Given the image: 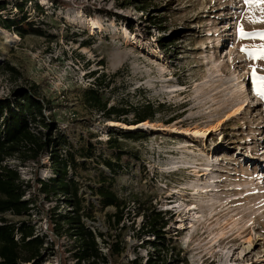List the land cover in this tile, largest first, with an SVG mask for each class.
Masks as SVG:
<instances>
[{
  "label": "rangeland",
  "instance_id": "obj_1",
  "mask_svg": "<svg viewBox=\"0 0 264 264\" xmlns=\"http://www.w3.org/2000/svg\"><path fill=\"white\" fill-rule=\"evenodd\" d=\"M1 1L6 7L0 18L9 19H23L15 9L23 1L24 23L42 36L26 24L23 38L14 27H0L8 34H0V99L36 85L49 102L44 121L59 142V157L69 161L70 175L79 184L82 221L101 233L107 245L122 249L119 256H109L97 238L110 264H144L155 254L146 215L156 211L168 220L162 234L168 251L161 253L168 264H264V99L252 77L253 68L264 76V60L250 55L264 45V22H259L264 4ZM124 3L126 7L118 6ZM144 5L147 10H138ZM151 17H164L162 29L148 24ZM241 27L248 35L241 37ZM97 76L107 108L129 111L120 121L133 123L135 107L143 111L150 103L155 113L146 122L157 129H136L129 138L116 122L89 108L84 92ZM238 105L240 114L205 137L180 133L215 124ZM169 126L176 132L163 130ZM108 140L115 141L111 146H117L118 156ZM90 149L94 153L88 156ZM104 161L115 165L113 174ZM7 164L25 182L35 175L41 180L54 177L48 154L39 166L18 157ZM102 178L112 180L111 189L124 201L119 225L109 219L115 209L103 208L94 193ZM37 189L32 186L23 197L31 199L30 217H4L10 223L27 220L35 234L53 241L40 264H74V240L66 232L45 234V212L54 208L63 215L69 208L61 198L44 200Z\"/></svg>",
  "mask_w": 264,
  "mask_h": 264
},
{
  "label": "trees",
  "instance_id": "obj_2",
  "mask_svg": "<svg viewBox=\"0 0 264 264\" xmlns=\"http://www.w3.org/2000/svg\"><path fill=\"white\" fill-rule=\"evenodd\" d=\"M117 1H127L128 4L139 2V0ZM118 6L126 7V4H118ZM5 7V2L0 0V12ZM36 7L38 6L36 5ZM147 8L148 5H144L138 10L145 11ZM15 9H19L23 19L0 18V27L7 31L14 27L20 38H23V32L26 30L23 24H26L25 26H28L33 34L42 36L41 31L32 28L30 23H24L23 1L16 5ZM163 18L151 17L148 19V24L153 26L159 24L158 28L162 29L160 21ZM164 42V39H160L161 48L165 47ZM95 74L96 71L92 72L91 76H95ZM99 80L100 76H97L92 84L93 87L84 92V99L89 108L102 113L106 119L112 122H123L127 126L139 125L153 119L155 110L150 103H147L142 107L143 111H139L140 106L135 107L133 123L128 124L125 120L120 121V118L126 116L129 111L119 107L107 108V102L102 100L99 89H97L102 86ZM48 104L49 102L40 96L36 85L18 88L11 92L6 99H0V264H40L46 257L47 251L51 250L54 245L53 241L46 240V235L35 234L29 221L10 223L4 217L6 214L30 217L31 199H23V197L32 186L34 189L38 187L37 192L44 200L61 198V202L66 208H69V211L63 215L57 213V209L54 208L45 212V218L48 221V231H45V234L59 237L62 232H66L69 238L74 240V264H110V254L119 256L122 249L118 245H107L101 233L95 234L84 225L82 221L84 200L79 195V184L70 175L69 161L59 157L57 149L59 142L52 135V127L44 121L43 113ZM39 127L44 128L45 133L33 131V128ZM124 134L133 138L136 132L126 131ZM109 140V147L116 151L118 156L121 152L117 146H111L115 141ZM93 153V149H90L87 155L91 156ZM45 154L49 155L54 175L47 180L38 179L35 175L32 181L25 182L20 179L17 170L7 164L9 159L18 157L25 163L39 166ZM69 158L72 166H77L74 164L73 157ZM104 164L112 174L115 172L116 167L113 163L104 161ZM106 180L111 183H107ZM111 186V179L102 178L94 193L103 208L113 207L115 209V213L110 215L109 219L113 220V224L119 225L123 220L125 204L111 189ZM57 200L59 202V199ZM40 207L43 208V206ZM165 218V213L162 211H156L150 216L146 215L148 228L146 232L151 234L156 242L152 243L155 254L149 257L144 264H168L161 254L167 250L165 238L162 236L163 229L168 225V220ZM65 227L66 229H64ZM97 238L105 244L109 256L100 251ZM131 264H136V262Z\"/></svg>",
  "mask_w": 264,
  "mask_h": 264
},
{
  "label": "bare ground",
  "instance_id": "obj_3",
  "mask_svg": "<svg viewBox=\"0 0 264 264\" xmlns=\"http://www.w3.org/2000/svg\"><path fill=\"white\" fill-rule=\"evenodd\" d=\"M97 25H98L97 23L91 22V26H92V27H96ZM0 34H1V36L3 35L4 37H5V36H6V37L8 36L7 32H4V31H0ZM240 112H241V107L238 105V106H236L235 108H233L232 110H230V111L226 114V116H225V118H224L223 120H218V121H216L215 124H212V125L207 126V127H205V128H200V129H196V128H194L193 130H189V129H187V130H183V131H181V132L179 131V132H180L181 134H189V133H191L192 135H195V136H202V137H205L207 133H210V134H211V132H212V131H215L216 129H218L219 126H220L223 122H225L226 120L231 119L232 117H234V116L240 114ZM116 124H117L120 128H122V129H124V130H126V131H127V130L133 131V130H136V129H145V128L148 129V127H150V128H151V127L154 128V127L152 126V124H149V123H147V122L141 123V124H139V125H131V126H127V125L122 124V123H116ZM154 129H157V128H154ZM163 130L169 132L170 134L173 133V132H176V130L171 129L170 126H169V127H165ZM193 209H195V208H193Z\"/></svg>",
  "mask_w": 264,
  "mask_h": 264
},
{
  "label": "snow or ice",
  "instance_id": "obj_4",
  "mask_svg": "<svg viewBox=\"0 0 264 264\" xmlns=\"http://www.w3.org/2000/svg\"><path fill=\"white\" fill-rule=\"evenodd\" d=\"M245 3L249 5H253V4L260 5V4H264V0H245ZM261 11L264 12V8H261ZM252 22H257V21L253 19ZM259 22H264V17H262ZM240 34L241 37L248 35L247 33L244 32L242 27L240 29ZM260 38L264 39V33H260ZM242 51H248V50L242 49ZM250 55L254 59L264 60V45H261L259 49L255 50L254 53H250ZM252 77L254 83L256 84L257 93L261 96L262 99H264V76L257 75L255 68H253Z\"/></svg>",
  "mask_w": 264,
  "mask_h": 264
},
{
  "label": "water",
  "instance_id": "obj_5",
  "mask_svg": "<svg viewBox=\"0 0 264 264\" xmlns=\"http://www.w3.org/2000/svg\"><path fill=\"white\" fill-rule=\"evenodd\" d=\"M136 125V124H135ZM122 129V128H121Z\"/></svg>",
  "mask_w": 264,
  "mask_h": 264
}]
</instances>
